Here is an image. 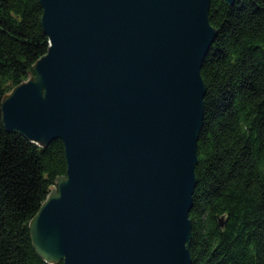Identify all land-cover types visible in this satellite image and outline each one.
Here are the masks:
<instances>
[{"label":"water","instance_id":"95a60500","mask_svg":"<svg viewBox=\"0 0 264 264\" xmlns=\"http://www.w3.org/2000/svg\"><path fill=\"white\" fill-rule=\"evenodd\" d=\"M209 1L38 0L46 48L0 115L63 143L65 172L27 220L46 262L190 264Z\"/></svg>","mask_w":264,"mask_h":264},{"label":"trees","instance_id":"16d2710c","mask_svg":"<svg viewBox=\"0 0 264 264\" xmlns=\"http://www.w3.org/2000/svg\"><path fill=\"white\" fill-rule=\"evenodd\" d=\"M40 13L38 0H0V98L45 51ZM208 17L216 33L200 66L190 264H264V0H210ZM65 167L60 138L37 145L0 115V264H51L27 220Z\"/></svg>","mask_w":264,"mask_h":264}]
</instances>
